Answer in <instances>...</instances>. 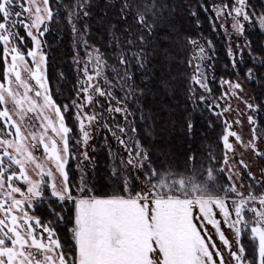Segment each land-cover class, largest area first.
<instances>
[{"label":"snow or ice","instance_id":"6c2138e0","mask_svg":"<svg viewBox=\"0 0 264 264\" xmlns=\"http://www.w3.org/2000/svg\"><path fill=\"white\" fill-rule=\"evenodd\" d=\"M101 5L103 11H96ZM198 7L212 13L213 31L226 33L232 71L239 77L245 66L243 79L264 95V73L259 71L264 51L257 56L250 40L238 42L247 24L258 23L264 31V0L259 10L252 0H219L211 9L204 0ZM94 14L101 17L107 34L103 52L88 40V21ZM174 14L173 0H0V264H264V169L257 180L243 160V172L230 167L228 155L235 156L230 143L235 138L264 160V151L257 147V142L264 144L261 104L253 103L260 97H247L239 79L223 78L220 95H213L215 76L209 73H214L216 53L211 40L183 42L187 59L182 80L192 112L206 111L217 118L236 113L233 121H222L219 137L224 149L219 173L227 170L228 183L213 187L216 170L205 173L203 164L197 166L195 152L181 167L168 162L166 154L163 161L153 159L155 153L138 138L135 117L141 111L143 86L158 79L155 87L175 92V82L158 76L153 65L161 55L167 62L180 47L172 43L173 37L179 39L170 27ZM53 23L66 25L74 51L76 79L62 105L53 98L48 73L45 37ZM233 98L248 113L257 114H247V142L231 130L233 124L242 125L246 115L239 104L232 107ZM140 119H145L142 112ZM184 127L191 134L195 123L189 118ZM94 131L108 133L117 145L113 149L105 137L112 161L108 178L115 186L111 195H97L88 180L86 165L93 159L88 146ZM73 160L80 174L75 184L69 176ZM244 173L252 183L242 185L241 191L236 180L243 181ZM46 193L61 205V212L49 206L56 222H64V206L70 205L67 246L52 221L31 214ZM225 226L234 233L235 245ZM245 234L251 251L242 242Z\"/></svg>","mask_w":264,"mask_h":264},{"label":"trees","instance_id":"16d2710c","mask_svg":"<svg viewBox=\"0 0 264 264\" xmlns=\"http://www.w3.org/2000/svg\"><path fill=\"white\" fill-rule=\"evenodd\" d=\"M211 1L219 2V0ZM259 1H252L256 4L257 10L260 8L261 1ZM64 2L68 3V0H64ZM94 2H99V0H94ZM110 2H115V0H110ZM173 3L175 14L172 17L173 24L170 27L178 34L179 39L173 37L172 43H179L180 47L167 58V62H165V57L161 55L153 61V65L157 69L158 76L163 75L165 79L175 82V92L172 91V88L164 91L155 87L154 85L159 82L158 79L153 80V84H149V88H146L147 85L143 86L144 95L140 99L141 111H137L135 123L138 127V138L141 139L146 148L155 153L153 159L159 157L163 161L166 154L168 162L183 167L186 157L195 152L197 155V166L203 164L206 173L208 168H213L219 164V159L222 155V145L219 142V129L221 126L216 117L210 116L206 111L201 112L197 110L196 112H192V106L185 100L183 86L185 82L182 80V77L185 75L184 61L187 57L183 55V42L188 38L197 40L198 34L212 41L216 53V59L211 62L214 64V73L212 70L210 71L211 75L214 74L215 76V80L210 85L214 90L213 94H216L217 83L220 78H232L230 61L226 55L223 42L217 34L219 28L217 31H213L212 29L209 21V16L212 13L210 11L205 13V11L198 7L199 4L204 3V0H173ZM209 4L207 0V7L210 9ZM96 11L102 12L103 5H101L100 9H96ZM193 11L197 12L196 16L191 15ZM61 19L63 18L61 17ZM114 19L115 17L113 16ZM100 20L101 17L94 14L91 21H88L91 24L88 40L89 44L95 45L103 52L108 44V39L107 34L101 27ZM21 35H23V32H21ZM45 39L49 47L48 73L50 76V88H52L54 99L62 105L66 102L65 98L69 96L70 89L76 79L73 66L70 64V32L64 23H53L52 30ZM251 45L255 49L258 43L252 41ZM164 47L170 48L171 44H166ZM177 51L180 53L179 55L176 54ZM245 59H247L246 56ZM110 63L112 62L110 61ZM161 65L164 66L163 72L159 71ZM247 67H251V64L249 63ZM0 71H2V68H0ZM244 71H246V67L242 66L240 69L242 78ZM259 71L261 72V69ZM60 73L64 74V79H60ZM247 84L253 93V97L259 96L261 98L262 89L257 87L256 84ZM259 100H256V102H259ZM141 112L145 116L144 120L140 119ZM189 118L195 123V129L191 134L184 127ZM68 123L70 125L72 123L70 118ZM209 123H212L213 127H208ZM259 125L263 126L262 121H259ZM208 156H214L216 159L209 162ZM92 157L94 166L89 180L94 185L96 194L100 196L113 194L115 186L108 178L110 162L106 150L97 144ZM259 160L262 166H264V160ZM70 165L69 171H73V164L70 163ZM74 177L75 174H73ZM222 179L224 180V178ZM215 185L216 183L213 181V187ZM48 196L47 194L45 195L43 202L36 201V206L31 214L40 217L46 223L52 221L61 241L65 242L67 246L66 242L70 238L68 229L71 225L67 222L70 213L66 209L70 205L64 206V222H56V218L49 211V206L54 208L56 212H61V205ZM242 242L251 251L252 242L249 240L248 234L242 237Z\"/></svg>","mask_w":264,"mask_h":264},{"label":"rangeland","instance_id":"374dc122","mask_svg":"<svg viewBox=\"0 0 264 264\" xmlns=\"http://www.w3.org/2000/svg\"><path fill=\"white\" fill-rule=\"evenodd\" d=\"M208 2L210 3L209 6H210V9H211L212 4L214 2L211 1V0H208ZM80 27H81V30L83 31V26L81 25ZM217 34L221 38V40L223 42V45L225 47V50H226V47H227V44H228V40H227V37H226V33L224 32V30L219 29V32ZM197 40L206 41L207 39H205L204 36H202L201 34H198ZM244 40H250L251 42L252 41H255V42L258 43V46H256L255 49H254L255 50V54L257 56L262 51H264V31H262L259 28L258 23L256 25H253V24H247L246 25V33H245V36L242 39H240L238 42L239 43H243ZM69 51H70V55H71V60L70 59L69 60L72 61V58H73V55H74V51H73V43H72V35H71V33H70V47H69ZM80 52H81V55H83V49H81ZM245 56L247 57V54ZM70 64H72V63H70ZM73 69H74V66H73ZM230 70L232 72V78H231V80L235 81V80L239 79L240 82L243 85L244 94H246L247 97H253V93H252L251 89L249 88V86L247 84L248 82L245 81L241 77V75H239V77H238L232 71L231 62H230ZM261 72L264 73V68H261ZM74 74H75V71H74ZM209 74L211 76V73H209ZM75 76H76V74H75ZM220 80H221V78L218 80V83H217L216 94H213L215 96H219L220 95V92L222 91V89H220L218 87V84H219ZM0 82H2V79H0ZM149 84H153V82L152 83H149ZM149 84L146 86V88L149 86ZM50 90H51V92L53 94L52 88H50ZM229 103L232 105V107L234 109L239 104L240 109L243 110L246 113V115L244 117H242L243 124L242 125L233 124L231 130L234 131V132H237L238 134H240L241 137H242V139H243V141L244 142H247L250 139V134H251L250 133V126L248 125V122H247V114H252L254 116H256L257 114L256 113H248V111H247V109H245L244 105L242 103H240L238 100H236L235 98L231 99L229 101ZM253 103H259V104H261V109H260V113H259L258 117H259V121H262L263 126H260V125L259 126H260V129L264 130V95L261 96L259 102H256V100H254ZM235 118H236V113L235 112L230 113V114H226L225 116H222V117H219V118L216 117L217 121L219 122V124L221 126L220 129H219V134H220L219 136H221L223 134L224 124L222 123V121L224 119H227V120H229V122H231ZM117 119H119V117H117ZM106 136H108L109 143H111L113 149H115L117 147L115 141L110 137V135L108 133H106V132H100V133L97 134L94 131V133H93V139L90 141L89 146H88V154H89L90 157H92V155H93V152H94L93 149H95L96 146H97V144H99V146L104 147V149L107 152V156L109 158V155H108V147L105 144V137ZM230 143H232L234 145V147L236 149V152H235V156H233V154L231 152L228 153V155L230 157L229 166L230 167L234 166L237 171L243 172L244 170L240 167V164H239V161L243 160L245 163H247L249 165V168H250L251 172L253 174H255L257 180H260L261 179L260 172H261L262 169H264V166H262L261 161L256 157V155L250 149H245L241 144H238L235 141V138H230ZM73 147H74V151H77V152L79 151V149L78 148H75L74 145H73ZM257 147L260 150L264 151V144H262L260 142H257ZM41 152H42V149H41ZM41 152H37L36 154L37 155H40ZM223 153H224V149L222 147V155L220 156L219 164L218 165H215L212 168V169H215L216 170L215 171V175H216L217 178H216V180H214V182L216 183L215 186H217V185L224 186V185H226L228 183V181L226 180V176L228 175L227 170L225 171V173L223 175H220V173H219V169L221 167H223V165H224ZM109 162H110V166H109V169H110V167L112 165V161H111L110 158H109ZM70 163L73 164V166H72V170L73 171H69V176H70V179H71L72 183L75 184L76 181L78 180L80 174H79V172H77L75 170L76 161L73 160V161H70ZM93 166H94V164H93V159H92L90 161V163L88 165H86V167H88L89 172H90V175L88 176V180L92 176L91 174H92V168H93ZM73 174H75V177L74 178H73ZM222 178H224V180ZM249 183H252V182H250L248 180L246 173H244V179H243V181H240L238 179L236 180V185H237L238 189H240L241 191H244V188L242 187V185H247ZM136 190L138 191L139 189L137 188ZM210 190H211V188H210ZM260 190L261 191H264V186H262V188ZM257 194L259 195V192H257ZM48 197H50V196H48ZM223 230H224L226 236L228 237V239L230 240V242H232L233 245H235V235H234V233L231 230L227 229L226 226L223 228ZM209 231H213V230L211 228H209ZM213 238L216 239V242L219 245L220 242L215 237V235L213 236Z\"/></svg>","mask_w":264,"mask_h":264}]
</instances>
